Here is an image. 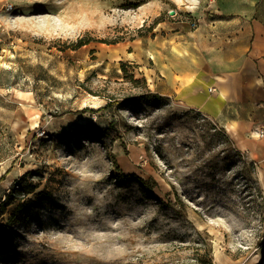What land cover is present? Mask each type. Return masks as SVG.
Returning <instances> with one entry per match:
<instances>
[{
    "label": "rangeland",
    "instance_id": "obj_1",
    "mask_svg": "<svg viewBox=\"0 0 264 264\" xmlns=\"http://www.w3.org/2000/svg\"><path fill=\"white\" fill-rule=\"evenodd\" d=\"M207 1L0 0V264H264L255 165L101 53Z\"/></svg>",
    "mask_w": 264,
    "mask_h": 264
},
{
    "label": "crops",
    "instance_id": "obj_2",
    "mask_svg": "<svg viewBox=\"0 0 264 264\" xmlns=\"http://www.w3.org/2000/svg\"><path fill=\"white\" fill-rule=\"evenodd\" d=\"M196 27L157 22L102 49L147 91L218 126L255 165L264 196V0H208Z\"/></svg>",
    "mask_w": 264,
    "mask_h": 264
},
{
    "label": "trees",
    "instance_id": "obj_3",
    "mask_svg": "<svg viewBox=\"0 0 264 264\" xmlns=\"http://www.w3.org/2000/svg\"><path fill=\"white\" fill-rule=\"evenodd\" d=\"M76 46L77 47H81V46H83V43L81 42V41H79L77 44H76ZM252 163V162H251ZM253 164V163H252ZM134 175H131V177H130V179H133V178H136V177H133ZM143 185H145L147 182L146 181H143V180H139ZM21 191H23L24 192V194H30L33 190H34V188L33 187H31V186H27V188H21L20 189ZM16 191H15V189H13L12 190V193L11 194H9L7 197H6V199L3 201V202H1V204H0V211H2V210H4L5 209V207L7 206V205H9L11 202H12V196H13V194L15 193ZM195 263L194 264H212V259H211V255L208 253H204V254H202V255H199L198 257H196L195 259Z\"/></svg>",
    "mask_w": 264,
    "mask_h": 264
},
{
    "label": "bare ground",
    "instance_id": "obj_4",
    "mask_svg": "<svg viewBox=\"0 0 264 264\" xmlns=\"http://www.w3.org/2000/svg\"><path fill=\"white\" fill-rule=\"evenodd\" d=\"M35 118H37V116H35ZM35 124V123H34ZM135 148H132V151H134L133 152V159L135 160V161H137L138 160V157H136L135 156V151H137V149L136 150H134ZM120 162H121V164H122V167H123V169L125 170V172L126 173H133V171H136V168L132 165H128L127 164V162H126V158H120Z\"/></svg>",
    "mask_w": 264,
    "mask_h": 264
},
{
    "label": "water",
    "instance_id": "obj_5",
    "mask_svg": "<svg viewBox=\"0 0 264 264\" xmlns=\"http://www.w3.org/2000/svg\"><path fill=\"white\" fill-rule=\"evenodd\" d=\"M170 14L173 15L174 14V11H171Z\"/></svg>",
    "mask_w": 264,
    "mask_h": 264
},
{
    "label": "built area",
    "instance_id": "obj_6",
    "mask_svg": "<svg viewBox=\"0 0 264 264\" xmlns=\"http://www.w3.org/2000/svg\"><path fill=\"white\" fill-rule=\"evenodd\" d=\"M196 22H197V21H196ZM196 22L194 23V25H196V24H197Z\"/></svg>",
    "mask_w": 264,
    "mask_h": 264
}]
</instances>
